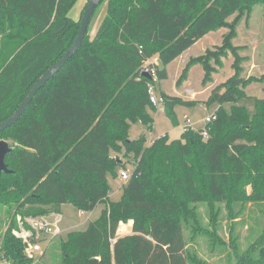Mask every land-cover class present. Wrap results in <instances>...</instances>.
<instances>
[{
  "label": "trees",
  "instance_id": "trees-1",
  "mask_svg": "<svg viewBox=\"0 0 264 264\" xmlns=\"http://www.w3.org/2000/svg\"><path fill=\"white\" fill-rule=\"evenodd\" d=\"M76 1L0 0V123L72 46L80 21L68 13ZM103 2L106 12L93 37L87 29L76 54L35 94L17 122L0 132V140L11 142L4 159L10 172L0 176V206L16 210L0 235V264L33 262L12 234L17 215L60 214L65 204L83 213L103 206L84 230L46 245L39 257L45 264H188L184 227L196 218L191 205L264 203V99L246 93L264 76L243 77L244 47L232 42L250 5L264 0ZM221 28L227 29L221 45L188 63L203 67L206 83L223 57L233 58L234 74L206 102L218 105L205 124L207 137L185 129L178 139L164 134L148 147L144 137L128 141L131 124L152 128L148 109H156L147 94L149 79L140 73L144 63L156 58L161 65L156 75L163 80L168 64ZM160 96L165 116L178 126L174 108L194 103L164 92ZM122 148L136 155V165L113 202L106 178L117 165L111 153ZM128 222L130 234L117 236L119 225ZM235 259L236 264H264V231Z\"/></svg>",
  "mask_w": 264,
  "mask_h": 264
},
{
  "label": "rangeland",
  "instance_id": "rangeland-1",
  "mask_svg": "<svg viewBox=\"0 0 264 264\" xmlns=\"http://www.w3.org/2000/svg\"><path fill=\"white\" fill-rule=\"evenodd\" d=\"M89 0H77L68 13V17L73 21H80ZM249 14L241 18L236 26V36L232 40L233 45L244 47L243 55L247 60L243 63V77L264 76V3L250 5ZM106 12V4L103 2L96 8L91 17L88 27V37L91 39L95 34L103 16ZM235 14L227 18L231 22ZM226 28L213 30L202 37L194 45L188 48L181 56L176 58L166 66V78L158 79L154 83V94L157 98L161 92L170 96L180 97L185 101H192V106H176L174 112L179 125L173 126L165 116L164 105H159L155 110L148 109L152 118V128H147L140 121L130 125L128 131V141H134L140 137L145 139V147L159 136L168 134L171 140L178 139L182 129L193 131H204L205 118L211 116L218 105L207 106L206 102L211 91L219 84L225 82L234 74L232 69L233 58L229 54L221 59V67H216L210 82H204V70L200 64H188L192 58L202 55L206 50L213 49L222 43ZM157 60L151 58L150 62ZM158 61V60H157ZM157 67L161 65L158 61ZM264 82L252 83L246 88V93L250 96L264 99ZM252 110L250 102L242 101ZM223 107L228 111L229 105ZM192 128L185 127L187 121ZM5 144L10 145V140L1 139ZM116 158L117 165L113 172L107 175L106 183L109 188V201H117L122 195V187L125 185L121 178V173L131 175L135 169L136 155L125 153L122 148L121 153L112 152ZM138 160V156H137ZM250 192V188H249ZM60 214H48L46 216L34 218H22L17 215V226L12 229V234L21 239L26 245L25 254L32 259L31 264H45L39 261L41 252L31 256L27 253L29 245L37 242L41 250L53 245L58 240H65L70 232L82 231L88 222L96 220L103 208L98 205L96 209L89 213H83L70 204L62 206ZM196 218L189 220L184 227V238L188 252V264H236V253H245L252 242L264 231V203L253 204L244 203L230 205L225 202L198 203L193 204ZM16 210H9L8 206H0V235H2L14 216ZM9 219V222H7ZM7 222V224L3 222ZM26 227H29L26 229ZM41 227H49L51 234L39 233ZM121 231L117 235L130 234V229L121 226ZM35 231V232H34ZM55 235V236H53ZM58 235V236H57ZM30 243V244H27Z\"/></svg>",
  "mask_w": 264,
  "mask_h": 264
},
{
  "label": "water",
  "instance_id": "water-1",
  "mask_svg": "<svg viewBox=\"0 0 264 264\" xmlns=\"http://www.w3.org/2000/svg\"><path fill=\"white\" fill-rule=\"evenodd\" d=\"M101 1L102 0H89L80 20L79 31L70 49L67 50L65 54L38 79V81L32 86L27 96L20 103L15 113L11 117L0 123V132L9 128L10 126H12L17 122V120L23 115L25 109L34 98L35 94L45 85L46 82L51 80L62 69V67L67 63V61H69L76 54L79 47L83 43V40L87 33V29L89 27L91 17L93 16L96 8L101 3ZM245 1L259 2L263 0H245ZM142 75L149 80L151 79L148 74H142ZM8 151L9 148L8 145L5 144V141H0V176L3 172L4 173L10 172L9 170H7V167L4 162L5 156L8 153Z\"/></svg>",
  "mask_w": 264,
  "mask_h": 264
},
{
  "label": "built area",
  "instance_id": "built-area-1",
  "mask_svg": "<svg viewBox=\"0 0 264 264\" xmlns=\"http://www.w3.org/2000/svg\"><path fill=\"white\" fill-rule=\"evenodd\" d=\"M157 63H158L157 60H154L153 62H150V60L146 61L140 70L141 74H148L151 78L149 80V83L147 84V94L149 97L150 104L155 108H157L159 105L163 104V99L161 98V96L159 98H157L154 94V83L158 80L157 75H156V69L158 68ZM213 118H214V113L211 116L206 117L205 118L206 124L209 123L210 120H212ZM187 124H188V125H186L187 128H192L191 127L192 125H191V123H189V121H187ZM202 136L204 138L207 137V132L205 130L202 131ZM121 178L124 181V183H126L129 180L130 175L123 172V173H121ZM39 233H44V234L49 235L52 233V230L49 227H43V228L41 227ZM53 236H55V235H53ZM27 244H30V243H27ZM39 252L42 253L43 251L41 250L40 244L37 242L29 245L27 248V253L29 256H31L33 254H38Z\"/></svg>",
  "mask_w": 264,
  "mask_h": 264
},
{
  "label": "crops",
  "instance_id": "crops-1",
  "mask_svg": "<svg viewBox=\"0 0 264 264\" xmlns=\"http://www.w3.org/2000/svg\"><path fill=\"white\" fill-rule=\"evenodd\" d=\"M179 125V124H178ZM186 127V126H185ZM184 130V128L182 129V131ZM63 208V207H62ZM102 210V209H101ZM61 212H62V209H61ZM131 225H132V223L131 222H128L127 224H120L119 225V228H118V230L117 231H121L120 229H121V226H126L127 228H129L130 230H131ZM117 236H119V235H117ZM121 236V235H120ZM122 236H124V235H122Z\"/></svg>",
  "mask_w": 264,
  "mask_h": 264
}]
</instances>
